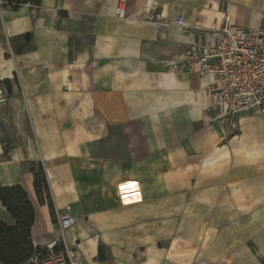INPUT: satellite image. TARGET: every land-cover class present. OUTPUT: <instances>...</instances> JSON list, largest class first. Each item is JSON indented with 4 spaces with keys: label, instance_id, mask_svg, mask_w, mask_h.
<instances>
[{
    "label": "crops",
    "instance_id": "obj_1",
    "mask_svg": "<svg viewBox=\"0 0 264 264\" xmlns=\"http://www.w3.org/2000/svg\"><path fill=\"white\" fill-rule=\"evenodd\" d=\"M118 2L38 0L35 18L30 3L0 6V122L23 151L0 182L28 193L33 244H77L87 264H264V115L219 124L210 77L171 67L226 14L264 24V0H126L125 19ZM148 10L190 29L159 32ZM32 160L73 227L37 201Z\"/></svg>",
    "mask_w": 264,
    "mask_h": 264
},
{
    "label": "built area",
    "instance_id": "obj_2",
    "mask_svg": "<svg viewBox=\"0 0 264 264\" xmlns=\"http://www.w3.org/2000/svg\"><path fill=\"white\" fill-rule=\"evenodd\" d=\"M8 0H0V6ZM126 0H119L115 16L127 17ZM30 14L35 18L39 8L30 3ZM263 18V15L262 17ZM142 19L153 22L159 32L170 25L189 31L190 25L181 17H168L162 12L145 11ZM210 40L204 44L190 43L177 62L171 64L176 73L197 71L208 75L205 87L209 97L207 110L221 125H235L236 114L257 110L264 115V24L256 28H242L229 22L226 14L223 24L208 28ZM56 224L61 232L73 227L76 218L70 205L55 212ZM35 245V244H34ZM39 248L28 262L31 264H87L77 244L65 240L56 244H38Z\"/></svg>",
    "mask_w": 264,
    "mask_h": 264
},
{
    "label": "trees",
    "instance_id": "obj_3",
    "mask_svg": "<svg viewBox=\"0 0 264 264\" xmlns=\"http://www.w3.org/2000/svg\"><path fill=\"white\" fill-rule=\"evenodd\" d=\"M10 2L18 5L38 3V0ZM27 171L32 173L37 201L44 204L46 199L50 215L56 221L53 218L52 203L48 196L46 176L41 162H37L36 168L31 167ZM0 204L12 220L9 224L0 219V264H31L28 260L39 246L34 245L31 238L35 209L28 193L19 183L5 185L0 182Z\"/></svg>",
    "mask_w": 264,
    "mask_h": 264
},
{
    "label": "rangeland",
    "instance_id": "obj_4",
    "mask_svg": "<svg viewBox=\"0 0 264 264\" xmlns=\"http://www.w3.org/2000/svg\"><path fill=\"white\" fill-rule=\"evenodd\" d=\"M31 124V121H30ZM32 125V124H31ZM33 129V127H32ZM34 131V130H33ZM33 138L36 143H38V138L33 132ZM18 145H14L11 135L9 134V131L7 127H5L1 122H0V180L2 181L4 176L7 178L15 176L17 174L13 173V169L9 166V162L11 159L13 160H20L21 158V152L22 147L19 143ZM15 146V147H14ZM37 162L32 160L30 161H20L21 164V170H27L31 167L36 168L37 167ZM5 219L7 222H11V219L7 215L4 209H1L0 207V219Z\"/></svg>",
    "mask_w": 264,
    "mask_h": 264
}]
</instances>
